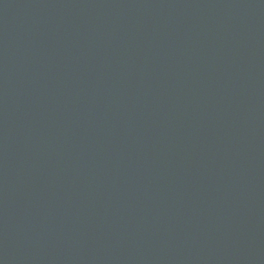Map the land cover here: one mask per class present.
Listing matches in <instances>:
<instances>
[{
    "label": "water",
    "instance_id": "1",
    "mask_svg": "<svg viewBox=\"0 0 264 264\" xmlns=\"http://www.w3.org/2000/svg\"><path fill=\"white\" fill-rule=\"evenodd\" d=\"M0 264H264V0H0Z\"/></svg>",
    "mask_w": 264,
    "mask_h": 264
}]
</instances>
